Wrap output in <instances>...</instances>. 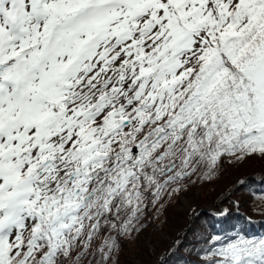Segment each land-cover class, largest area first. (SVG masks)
<instances>
[{
  "label": "trees",
  "instance_id": "obj_1",
  "mask_svg": "<svg viewBox=\"0 0 264 264\" xmlns=\"http://www.w3.org/2000/svg\"><path fill=\"white\" fill-rule=\"evenodd\" d=\"M14 1L0 0V18H5L0 31L6 20L9 24L0 39V83L7 76L16 80L21 61L10 50L18 18L10 6ZM177 3L164 0L157 17L160 32L142 37L135 47L143 60L138 79L130 76L129 97L149 108L139 111L144 116L126 133L111 129L106 135L105 123L87 131L82 127L73 150L63 151L65 170L74 168L77 157L92 161L89 179L80 172L85 178L81 191L95 190V194L81 209L70 203L76 198L64 189L68 176L58 164L47 166L35 179L36 162L43 155L35 159L23 152L34 141L41 144L48 134L46 124L57 119L56 109L45 108L47 119L28 135L22 129L14 132L19 128L15 114L10 115V123L4 116L0 129L7 139L18 135L19 149L15 157L9 152V159L13 158L9 162L0 163V264H134L128 246L136 249L137 257H147L142 264H264V164L256 159H261L264 148L247 139L264 111V0ZM54 17L50 10L49 38ZM24 26L30 30L31 23ZM190 41L196 43L193 55L172 75L174 56ZM40 54L37 50L26 56L25 74L39 64ZM61 67L40 76L55 83L49 88L50 98L64 89L58 82L65 75L56 77ZM64 120L70 122L66 116ZM92 136L102 138L94 143ZM260 136L264 137V130ZM135 144L137 153L132 150ZM61 152L56 143L42 151L55 163L62 160ZM177 160L166 174L165 169ZM230 173L240 181L229 179L228 187L215 192ZM212 183H219L206 192L207 200L216 197L214 207L203 202L193 212L176 209L182 196ZM13 197H18L19 205L8 204ZM66 207L74 215L66 221L67 229L60 217ZM21 215L33 219L28 230L3 241L4 224L11 226ZM166 228H178L174 243L163 254L151 253L145 238Z\"/></svg>",
  "mask_w": 264,
  "mask_h": 264
},
{
  "label": "rangeland",
  "instance_id": "obj_2",
  "mask_svg": "<svg viewBox=\"0 0 264 264\" xmlns=\"http://www.w3.org/2000/svg\"><path fill=\"white\" fill-rule=\"evenodd\" d=\"M139 2L143 1V2H147V0H138ZM164 0H158L159 3H162ZM125 12H131L130 10V7L129 6H125L124 4V1L120 2V3H116L115 5H112V6H108V7H105L104 9H102L101 11H99L96 15H95V19H105V20H109L111 19V21H117L118 20V17L120 19H128L130 18L128 15L125 16ZM160 12H161V9H160ZM148 13V12H147ZM147 15V14H146ZM158 19V18H157ZM134 22V21H132ZM138 27V23L135 22V24H133L132 26V29H136ZM159 25L156 23V21H152L149 25V32L150 34H152L153 32L159 30ZM68 31L70 32H73L74 35L73 37L69 38V37H65V39L63 41L60 42V45L56 48L57 52L56 54L51 57V60L47 61V66H50V64L53 62H59V60H66L67 59V56H68V52H62V49L63 48H67V49H70L72 46H74V42L77 41L81 36V34H76V31L74 29H68ZM126 39L128 40V38L126 37ZM127 40L125 41V44L127 43ZM124 44V45H125ZM192 45H195V43H193ZM96 47H99V46H96ZM129 50V48H126L124 51H122V47H118L115 52L116 53H119L118 54V57L115 59L114 55H110L106 58H103L104 60V65H105V68L108 69V70H112L113 67H117L122 61L123 59L125 58V53ZM89 56H87L88 58ZM86 58V60H87ZM187 58L185 57L184 54H181L180 56L177 57V61L179 60H182L180 62H178V65L175 66V69H180L182 67V63L184 60H186ZM100 59H98L99 61ZM102 60V58H101ZM137 61V60H136ZM189 61V60H188ZM95 62V61H94ZM91 67H95L93 66V64H91L87 69H86V74L88 76L89 79L93 80V81H96L95 79V74H97L99 71V68L101 66H99L98 68H91ZM82 67H80V65H77V67H75V70L72 72L70 71L71 69L68 68V70H66L68 76L73 79L74 75L76 73H85L84 71L81 70ZM39 72V69H37L35 71V74H37ZM178 72L177 70H175V73ZM37 80V77L36 75L32 77L31 79V88H27L26 89V92H31V93H38L37 90L34 89L33 87V83ZM129 81H120L118 83V81H116L115 85L120 86V89L117 93V97L118 99L116 100V103L117 104H120V101L122 102V105L123 107L126 109L125 112L122 115V122L123 123H130L133 121L132 117H133V113H129V109L131 106H140L138 104L134 105L135 103H137V99H134L131 103L130 100H128L127 102H125V93H127L129 90L132 89V87L129 88ZM44 88V87H43ZM45 89V88H44ZM35 96V100H39L42 98V95H39V94H34ZM96 107V106H95ZM109 107V102H107L106 100L103 101L101 103V105H99L98 107H96L95 109H93L91 112H90V116L92 115V120H90L89 122H92V121H95V120H99V119H102L103 118V115H104V111L106 109H108ZM129 107V108H128ZM105 108V109H103ZM102 109V110H100ZM94 119V120H93ZM104 123H106V127L108 129V126L110 125L109 123H107V121ZM122 124V123H121ZM127 126V124L125 125V127ZM105 127V129H106ZM96 133V131H94V134ZM102 137H97L96 140L94 138V136H92V142H97L101 139ZM92 143V144H94ZM256 143H259V142H256ZM95 145V144H94ZM135 145L132 146V149H136L134 148ZM263 154H260L262 157L261 159L258 157L256 158L257 160H260V163H263L264 164V152H262ZM257 157V156H256ZM255 162V160L253 161ZM252 163H248V165H250ZM86 165L87 162H86ZM247 165V166H248ZM227 178L223 184H221L219 186L218 189L215 190V192H219V191H222L226 188V186L228 185V183L230 181H234L235 183H238L240 180L234 176L232 177V173L228 174L227 175ZM229 179H231L229 181ZM247 182V181H246ZM233 183V182H232ZM231 183V184H232ZM218 186L219 183H212V184H208L206 185V188H201V187H197V188H194L192 190V192L188 195H184L181 197V200H180V203L176 206V209L178 211H185V212H193L195 209H197L199 207V204L203 203V202H209V207H214L215 206V198H211L209 196V201L207 200V196H208V193H206L208 190H211L213 191L215 186ZM229 186V185H228ZM227 186V187H228ZM204 187V186H203ZM207 194V195H206ZM230 196V195H229ZM205 198V199H204ZM211 199V200H210ZM18 198H13L11 203L13 205L16 204L18 202ZM187 204V205H186ZM33 222V219L32 218H26L22 223H21V226H24V227H28L31 223ZM14 227H16L14 230H12V233H10V235H13V233H16L17 232V225H14ZM19 229V228H18ZM171 228H166L162 231H160V233H158L157 235H154L152 233H149V235L145 238V241H144V245L147 246V248L149 249V251L151 253L155 252H161V254H163V252L165 251V248L168 244H172L174 243L175 241V238H176V233H177V229H173V230H170ZM9 235V236H10ZM175 236V237H174ZM7 239V238H6ZM1 240V239H0ZM2 240L4 241L5 239L2 238ZM141 248H143V244H140ZM128 251L131 252L130 254V258L132 260V263L134 264H142V261H144L143 263H145V259L147 258L146 256L144 258H139L136 256V254H134V251L136 252V249H134L133 246H128ZM140 253H142V251L140 250Z\"/></svg>",
  "mask_w": 264,
  "mask_h": 264
},
{
  "label": "water",
  "instance_id": "obj_3",
  "mask_svg": "<svg viewBox=\"0 0 264 264\" xmlns=\"http://www.w3.org/2000/svg\"><path fill=\"white\" fill-rule=\"evenodd\" d=\"M173 167H174V165H171V166L167 169V172H169Z\"/></svg>",
  "mask_w": 264,
  "mask_h": 264
},
{
  "label": "bare ground",
  "instance_id": "obj_4",
  "mask_svg": "<svg viewBox=\"0 0 264 264\" xmlns=\"http://www.w3.org/2000/svg\"><path fill=\"white\" fill-rule=\"evenodd\" d=\"M187 205V204H186Z\"/></svg>",
  "mask_w": 264,
  "mask_h": 264
}]
</instances>
